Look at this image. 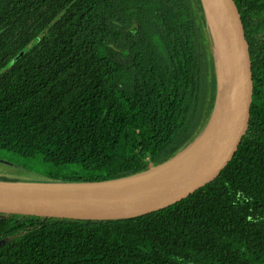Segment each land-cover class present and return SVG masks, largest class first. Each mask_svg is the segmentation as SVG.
<instances>
[{"label":"trees","instance_id":"obj_1","mask_svg":"<svg viewBox=\"0 0 264 264\" xmlns=\"http://www.w3.org/2000/svg\"><path fill=\"white\" fill-rule=\"evenodd\" d=\"M235 1L254 94L226 167L138 216L0 215V264H264V0ZM217 81L201 0H0V150L41 163L45 182L168 161L211 119Z\"/></svg>","mask_w":264,"mask_h":264},{"label":"water","instance_id":"obj_2","mask_svg":"<svg viewBox=\"0 0 264 264\" xmlns=\"http://www.w3.org/2000/svg\"><path fill=\"white\" fill-rule=\"evenodd\" d=\"M201 1L211 33L213 23L215 31L221 37V46L224 47L230 72L231 92L227 97L225 111L230 117V126L222 140L163 174H156L154 171L182 151L145 172L119 179L72 184L0 182V215L74 219L138 216L181 200L214 179L226 167L250 126L254 94L252 56L236 1ZM217 91L216 103L219 100V83Z\"/></svg>","mask_w":264,"mask_h":264},{"label":"bare ground","instance_id":"obj_3","mask_svg":"<svg viewBox=\"0 0 264 264\" xmlns=\"http://www.w3.org/2000/svg\"><path fill=\"white\" fill-rule=\"evenodd\" d=\"M230 92V72L225 54L221 52L219 54V100L213 110L211 119L201 134L184 151L165 165L156 168L154 171L156 174H163L179 167L192 157L214 147L222 140L230 126V117L225 113L227 110V97Z\"/></svg>","mask_w":264,"mask_h":264},{"label":"rangeland","instance_id":"obj_4","mask_svg":"<svg viewBox=\"0 0 264 264\" xmlns=\"http://www.w3.org/2000/svg\"><path fill=\"white\" fill-rule=\"evenodd\" d=\"M212 31L215 30L213 23ZM211 31V30H210ZM213 51L217 60V74L219 83V54L225 53L223 45L221 46V37L218 32H212ZM218 90V88H217ZM218 93V91H217ZM0 176H6L10 179H17L20 184H35L39 182L45 183V178L41 176V172L45 169L38 161L20 157L15 154L7 153L0 150ZM102 180H90L86 182H94Z\"/></svg>","mask_w":264,"mask_h":264}]
</instances>
